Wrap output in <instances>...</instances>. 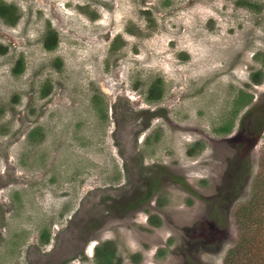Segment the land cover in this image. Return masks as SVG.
Returning <instances> with one entry per match:
<instances>
[{"label": "rangeland", "instance_id": "obj_1", "mask_svg": "<svg viewBox=\"0 0 264 264\" xmlns=\"http://www.w3.org/2000/svg\"><path fill=\"white\" fill-rule=\"evenodd\" d=\"M0 1V264H223L264 153V0Z\"/></svg>", "mask_w": 264, "mask_h": 264}, {"label": "trees", "instance_id": "obj_2", "mask_svg": "<svg viewBox=\"0 0 264 264\" xmlns=\"http://www.w3.org/2000/svg\"><path fill=\"white\" fill-rule=\"evenodd\" d=\"M0 17L13 24L16 20V7L0 1ZM57 40V33L49 29L44 39V47L53 49ZM21 70L18 62L14 71L18 73ZM161 89L159 81L153 82L148 88V99H159ZM224 129L227 130L228 127L224 126ZM127 172L130 173L128 169ZM232 181L234 182V178ZM141 201L143 200L139 199L137 203ZM232 216L235 226L234 241L225 252L223 264H264V153L250 181L247 197L235 204ZM45 235L43 242L47 241L48 236ZM99 254L102 255L101 264H112L114 252L107 244L97 249V255Z\"/></svg>", "mask_w": 264, "mask_h": 264}, {"label": "flooded vegetation", "instance_id": "obj_3", "mask_svg": "<svg viewBox=\"0 0 264 264\" xmlns=\"http://www.w3.org/2000/svg\"><path fill=\"white\" fill-rule=\"evenodd\" d=\"M42 242V241H41Z\"/></svg>", "mask_w": 264, "mask_h": 264}]
</instances>
